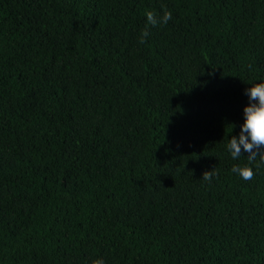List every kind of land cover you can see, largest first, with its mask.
Wrapping results in <instances>:
<instances>
[{
	"label": "trees",
	"instance_id": "1",
	"mask_svg": "<svg viewBox=\"0 0 264 264\" xmlns=\"http://www.w3.org/2000/svg\"><path fill=\"white\" fill-rule=\"evenodd\" d=\"M260 82L264 0H0V264H264Z\"/></svg>",
	"mask_w": 264,
	"mask_h": 264
},
{
	"label": "clouds",
	"instance_id": "2",
	"mask_svg": "<svg viewBox=\"0 0 264 264\" xmlns=\"http://www.w3.org/2000/svg\"><path fill=\"white\" fill-rule=\"evenodd\" d=\"M147 25L156 27L167 25L172 19V12L165 10L163 15H158L153 11H146ZM148 27L143 30L139 37L141 44L146 43L149 36ZM249 97V104L244 108V123L241 125L239 136H232L227 144V150L232 159L236 160L246 152L249 165L256 163L259 157L264 162V82L255 83L252 87L245 90ZM257 168L259 164H256ZM216 169L203 173L202 179L211 183L213 176L216 175ZM233 173L238 174L243 180L250 181L255 178L256 172L251 166L234 165L231 169ZM93 264H105L103 259L93 261Z\"/></svg>",
	"mask_w": 264,
	"mask_h": 264
}]
</instances>
